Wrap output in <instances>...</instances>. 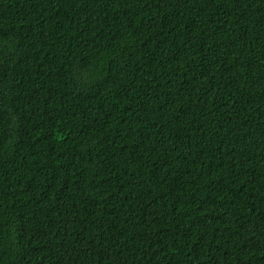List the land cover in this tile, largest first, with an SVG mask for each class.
I'll return each mask as SVG.
<instances>
[{"label": "trees", "instance_id": "trees-1", "mask_svg": "<svg viewBox=\"0 0 264 264\" xmlns=\"http://www.w3.org/2000/svg\"><path fill=\"white\" fill-rule=\"evenodd\" d=\"M0 264H264V0H0Z\"/></svg>", "mask_w": 264, "mask_h": 264}]
</instances>
